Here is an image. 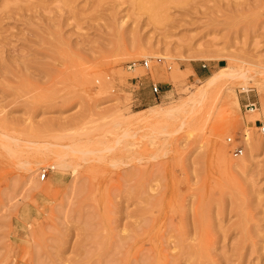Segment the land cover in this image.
<instances>
[{"label":"rangeland","instance_id":"obj_1","mask_svg":"<svg viewBox=\"0 0 264 264\" xmlns=\"http://www.w3.org/2000/svg\"><path fill=\"white\" fill-rule=\"evenodd\" d=\"M261 127L264 0H0V264H264Z\"/></svg>","mask_w":264,"mask_h":264},{"label":"built area","instance_id":"obj_2","mask_svg":"<svg viewBox=\"0 0 264 264\" xmlns=\"http://www.w3.org/2000/svg\"><path fill=\"white\" fill-rule=\"evenodd\" d=\"M135 65H136L135 63H132L129 67H131V66L134 67ZM143 66H147V63H144ZM152 91H153L154 93H156V92L158 91V88H157L155 85H153ZM260 131H261L262 134H264V127H261V128H260ZM232 153H234L235 155H240V154L242 153V149H241V147H240V146L234 147V148L232 149ZM43 177H44V174H43L42 178H43Z\"/></svg>","mask_w":264,"mask_h":264},{"label":"bare ground","instance_id":"obj_3","mask_svg":"<svg viewBox=\"0 0 264 264\" xmlns=\"http://www.w3.org/2000/svg\"><path fill=\"white\" fill-rule=\"evenodd\" d=\"M226 68L225 67H222L221 68V70H225ZM220 76H209L208 78H206L207 79V83H209V84H211L213 81H215L217 78H219ZM252 110V109H251ZM250 110V111H251ZM252 146H254L255 145V141L253 140H251V143H250ZM58 162V161H57ZM60 165H56V167H59ZM53 168H54V166H53ZM60 168V167H59Z\"/></svg>","mask_w":264,"mask_h":264}]
</instances>
